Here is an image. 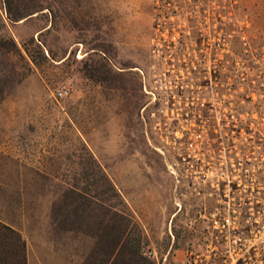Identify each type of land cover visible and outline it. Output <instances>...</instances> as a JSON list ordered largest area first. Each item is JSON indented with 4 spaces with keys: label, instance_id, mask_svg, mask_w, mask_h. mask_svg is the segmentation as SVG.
Wrapping results in <instances>:
<instances>
[{
    "label": "rangeland",
    "instance_id": "374dc122",
    "mask_svg": "<svg viewBox=\"0 0 264 264\" xmlns=\"http://www.w3.org/2000/svg\"><path fill=\"white\" fill-rule=\"evenodd\" d=\"M12 9L22 16L0 0L19 49L0 53V222L21 232L27 264H125L129 248L97 247L93 210L81 229L65 214L72 197L124 211L143 255L203 240V143L264 131V0ZM251 241L264 244V226Z\"/></svg>",
    "mask_w": 264,
    "mask_h": 264
},
{
    "label": "built area",
    "instance_id": "2783aa9c",
    "mask_svg": "<svg viewBox=\"0 0 264 264\" xmlns=\"http://www.w3.org/2000/svg\"><path fill=\"white\" fill-rule=\"evenodd\" d=\"M203 145V240L160 253L145 246L144 255L155 264H264V244L251 241L264 226V131L208 135Z\"/></svg>",
    "mask_w": 264,
    "mask_h": 264
},
{
    "label": "trees",
    "instance_id": "16d2710c",
    "mask_svg": "<svg viewBox=\"0 0 264 264\" xmlns=\"http://www.w3.org/2000/svg\"><path fill=\"white\" fill-rule=\"evenodd\" d=\"M8 16L11 19L16 20L22 16L21 13L16 14L13 12L12 5L13 0H5ZM1 22V21H0ZM0 53L5 55H15L19 53L18 46L12 37H7L1 32L0 23ZM85 189H78L71 187L67 193L83 196ZM95 205L91 202L83 203L77 200L76 197H72L69 201H64L63 206L69 207V210L65 213L70 216L71 221L76 224V227L81 229L84 225L85 219L90 214V210H93L98 219L92 228L94 235L99 238L97 241L98 248H129L127 251L128 258L125 264H155L154 261L148 259L139 252V245L134 241H125L126 233V220L127 215L122 210L113 208L111 204L106 203L102 199L94 201ZM115 217V221H110V216ZM108 216V217H107ZM72 228V227H71ZM110 237V243L107 247L103 246L102 241ZM0 264H27L26 254V242L22 237L19 230L13 226L0 222Z\"/></svg>",
    "mask_w": 264,
    "mask_h": 264
}]
</instances>
